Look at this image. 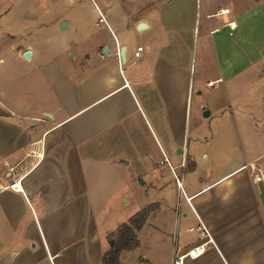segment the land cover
I'll list each match as a JSON object with an SVG mask.
<instances>
[{
	"label": "crops",
	"instance_id": "crops-1",
	"mask_svg": "<svg viewBox=\"0 0 264 264\" xmlns=\"http://www.w3.org/2000/svg\"><path fill=\"white\" fill-rule=\"evenodd\" d=\"M69 2L14 0L0 14L24 40L17 58H35L21 89L0 84V264H103L118 227L153 203L122 264H175L194 246L179 240L189 216L212 241L184 264H264V0H98L105 21L91 24ZM48 22L60 40L45 47ZM138 179L152 196L124 216ZM146 228L156 239L143 250Z\"/></svg>",
	"mask_w": 264,
	"mask_h": 264
},
{
	"label": "rangeland",
	"instance_id": "rangeland-1",
	"mask_svg": "<svg viewBox=\"0 0 264 264\" xmlns=\"http://www.w3.org/2000/svg\"><path fill=\"white\" fill-rule=\"evenodd\" d=\"M14 0H0V14L3 13L2 10H4L5 8H8L11 4V2ZM72 3L74 0H70ZM85 4H83V10H84V15L86 16L85 18L87 20H89L90 24L94 21V22H99V18L100 15L98 14V12L95 10L94 5L95 3L98 4V0H94L92 4V7L94 10H92L91 6H88V0H79ZM92 1V0H91ZM66 3L64 4L62 7L63 8H68L69 6L71 7L72 3ZM39 9V8H38ZM95 11V12H94ZM7 16L6 15H0V84H3L5 86V89H10L12 88L11 85L9 84H13V86L15 87V89H21L24 83V75H27L31 69L32 66H34V61L35 58L33 60H27V59H23L20 60L17 58L16 54H15V45L16 44H23V39L20 38H12L8 32H7ZM103 22V21H102ZM101 22V23H102ZM34 25V23H32ZM35 25H39V23H36ZM43 27V26H42ZM44 29V30H43ZM43 31L46 35V38H36L35 40L37 42H43L41 46H45L48 47L50 44L53 45L54 41H59L60 37L56 36L54 33L56 32L55 28L50 25V22H48V24H46V26L43 27ZM45 40V41H43ZM2 59V60H1ZM27 77V76H26ZM11 80V82L13 81V83L9 82ZM20 80L19 82H15ZM223 87H221V84H217V85H212L210 87H206V92L207 93H220L222 94ZM221 106L225 107L223 108L224 110V116H225V123L224 125L227 126H233V117H232V113H231V103H229V101H227L226 99L223 100V104H221ZM214 119V118H213ZM212 118L208 119V122H214ZM228 137V136H227ZM185 146H187V141ZM211 162V161H210ZM208 163L207 165L209 167H214V165L212 166V163ZM215 168L214 167V171L212 170V172H208L209 175H213V173H215ZM169 169V168H168ZM182 174H183V169L181 168H176L175 169V174L170 176L169 178V187L171 188V194L173 195L172 197H174V201H179L180 200V196H181V190H180V186H178L177 184V178L181 179L182 178ZM145 186L143 184H141L140 179H138V182H135L133 185L130 186V189L128 190V199L129 202L126 204V211H125V215H128L130 210H132L131 208L134 205V199H141L142 201H140L141 204H143V202H145L144 199L145 196H152V192L148 191V193L145 190ZM182 197L184 198V196L182 195ZM155 202L158 200L155 197L152 198ZM156 213V212H155ZM123 216V215H122ZM168 212L166 210H162L160 213H158L157 215H155L152 218V221H156L159 218L162 219H167L168 218ZM122 218V217H121ZM126 220V219H125ZM126 222V221H125ZM124 223V222H123ZM199 222H196L195 219H193L191 216H189L186 220L185 223H182L181 225V234L180 236V243L181 244H191V245H195L200 243V239H199V232L198 230H193L190 231L188 228L190 226H193L195 228H197L199 226ZM177 228L175 230V232L173 233V240H172V244H174V246L176 245L175 243V239H176V235H177ZM171 233V234H172ZM142 240H143V250L145 249H150L153 245V241L156 239L155 236L151 235V230H148L146 228V230H144L141 234ZM161 238H159L160 241ZM173 247V246H172ZM175 249V247H174ZM169 253H162L160 252V257H169ZM171 257V255H170ZM174 257V256H173Z\"/></svg>",
	"mask_w": 264,
	"mask_h": 264
},
{
	"label": "trees",
	"instance_id": "trees-1",
	"mask_svg": "<svg viewBox=\"0 0 264 264\" xmlns=\"http://www.w3.org/2000/svg\"><path fill=\"white\" fill-rule=\"evenodd\" d=\"M158 208V203L147 205L118 227L116 233L110 237V249L103 256V264H122V253L140 245L137 232Z\"/></svg>",
	"mask_w": 264,
	"mask_h": 264
},
{
	"label": "built area",
	"instance_id": "built-area-1",
	"mask_svg": "<svg viewBox=\"0 0 264 264\" xmlns=\"http://www.w3.org/2000/svg\"><path fill=\"white\" fill-rule=\"evenodd\" d=\"M222 12H229V8L222 9ZM99 20H100V22L105 21V18L102 14H101ZM142 51H143V46L139 45L137 47V50L135 51V56H140ZM118 56L121 57L120 50L118 51ZM177 183L180 187H182V184H181V181L179 178H177ZM11 186L14 187L15 184H11ZM187 200L189 201L190 199L187 198ZM196 229L199 232V239L201 240L200 243L189 248L184 253L177 254L176 258H175V264H184V261L187 257H191V258L198 257L206 251V248L209 245V241H212L209 230L203 222H200V224L197 228H195L193 226L190 227L191 231L196 230ZM206 237H209V240H206L205 239Z\"/></svg>",
	"mask_w": 264,
	"mask_h": 264
},
{
	"label": "water",
	"instance_id": "water-1",
	"mask_svg": "<svg viewBox=\"0 0 264 264\" xmlns=\"http://www.w3.org/2000/svg\"><path fill=\"white\" fill-rule=\"evenodd\" d=\"M65 25H66V22H64L62 26L64 27ZM26 56H27V57H30V51H27V52H26Z\"/></svg>",
	"mask_w": 264,
	"mask_h": 264
}]
</instances>
